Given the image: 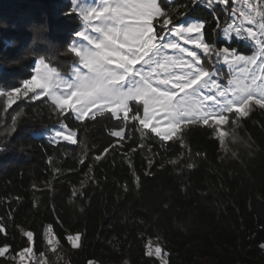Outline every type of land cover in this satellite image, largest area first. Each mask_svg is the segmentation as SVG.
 Returning <instances> with one entry per match:
<instances>
[{
    "label": "trees",
    "instance_id": "obj_1",
    "mask_svg": "<svg viewBox=\"0 0 264 264\" xmlns=\"http://www.w3.org/2000/svg\"><path fill=\"white\" fill-rule=\"evenodd\" d=\"M204 2L169 1L174 22H205V42L252 55L249 41L224 38L228 14L217 10L228 5ZM73 9L70 0H0V92L20 89L40 58L70 73L79 58L69 47L82 28ZM31 96L10 105L0 97V247L9 248L0 264H16L27 247L47 252L49 225L68 264H162L148 255L151 239L167 264H264V109L253 105L223 144L206 125L182 126L181 147L149 129L142 139L135 121L125 129L131 139L118 143L111 113L77 120ZM61 124L76 133L75 144L48 138ZM24 231L33 232L30 244ZM69 234H80L79 247Z\"/></svg>",
    "mask_w": 264,
    "mask_h": 264
},
{
    "label": "snow or ice",
    "instance_id": "obj_2",
    "mask_svg": "<svg viewBox=\"0 0 264 264\" xmlns=\"http://www.w3.org/2000/svg\"><path fill=\"white\" fill-rule=\"evenodd\" d=\"M202 2L204 0H191L192 5ZM76 3L77 0H73V4ZM206 3L209 8L214 3L228 5L217 10L219 15L228 14L223 33L226 37L234 33L241 40L249 41L256 49L252 55L238 54L231 44L217 49L211 40L205 42V22L187 17L176 24L177 13L170 8L169 0H104L101 10L81 11L86 24L79 37L86 43L74 41L70 46V51L79 57V65L73 61L75 66L70 78L64 79L40 58L35 76L24 81L23 95L32 92L34 95L29 97L30 100L46 96L51 102L49 106L55 105L61 111L70 105L77 120L85 117L94 120L97 115L111 113L110 120L120 121L113 125L118 130L110 132L111 136L119 138L118 143L125 141L126 136L131 139L125 129L135 121L139 127H132L140 131L142 139L147 135L144 130L151 125V131L161 141L175 138L181 147H186L179 130L189 124H203L217 133L223 144L222 138L235 133L253 105L264 109V0L260 4L243 0L244 7L240 8L230 4V0H206ZM166 8L169 10L165 11ZM179 15L186 16V11ZM160 17L163 21H158L157 31L153 21ZM93 20L100 23L95 24ZM217 28H220L219 20ZM89 30L98 35H90ZM188 44L202 50L206 60L202 61L195 50L184 46ZM221 62L229 69L226 85L216 67ZM20 93L21 89L17 88L16 92H0V97L6 95L10 105ZM233 113L234 117L231 116ZM230 118L231 133L227 129L221 130L229 124ZM165 121L168 128L162 130L160 124ZM61 127L67 134L57 131L56 137L62 136L75 144L76 133L67 130L63 124ZM95 159L100 160L101 156ZM168 163L175 165L177 160ZM151 164L149 160V167ZM192 166L188 164L189 168ZM133 176L139 182L135 171ZM3 231L4 227L0 225V232ZM47 231H53L51 225ZM23 234L30 244L33 232L24 231ZM66 239L73 248L79 247L80 234H69ZM48 243L51 245L52 240ZM260 246L264 248V244ZM149 247V256H159V246L154 252L151 245ZM31 251V247H27L20 256ZM8 252L7 245L0 247V257Z\"/></svg>",
    "mask_w": 264,
    "mask_h": 264
},
{
    "label": "rangeland",
    "instance_id": "obj_3",
    "mask_svg": "<svg viewBox=\"0 0 264 264\" xmlns=\"http://www.w3.org/2000/svg\"><path fill=\"white\" fill-rule=\"evenodd\" d=\"M65 1H68V0H65ZM71 2H72V5H73V8H75V11L79 14V16L81 17V19H82V28H81V30L79 31V32H81V31H84V29H85V24H86V22L84 21V19H83V16L81 15V11L82 10H87V9H90V8H96V9H98V10H101V6H102V4H103V2H104V0H77V3L76 4H73V0H70ZM169 1H173V0H169ZM233 1V4L237 7V8H240V7H244V3H243V0H240V2L239 3H237V0H232ZM158 2H159V0H158ZM253 2L254 3H256V4H260L261 2H262V0H253ZM205 3V2H204ZM224 6H227V5H224ZM93 23H95V24H99L100 22L99 21H95V20H93ZM172 25H169V27H171ZM153 27H154V29H155V24H154V21H153ZM89 34L90 35H98V34H96V33H91V31L89 30ZM235 36V34L233 33V34H230L229 36H225L224 35V38L227 40V41H230L231 39H232V37H234ZM235 37H237V36H235ZM205 38V37H204ZM239 38V37H238ZM173 39H175V38H173ZM79 42V43H86V41H82L81 40V38L79 37V33H78V35L75 37V39L71 42V43H73V42ZM11 44V43H10ZM72 45V44H71ZM70 45V46H71ZM185 47H187V48H189L190 50H195L196 52H197V54L201 57V59H202V61H204V60H206V57L204 56V53L202 52V50H200V49H195L194 48V46L193 45H191V44H188V45H184ZM70 48V47H69ZM255 48V47H254ZM256 50V49H255ZM169 53L171 52V50H167ZM73 54H75L74 52H73ZM79 58V57H78ZM215 58L213 57V60H214ZM37 60L33 63V70H32V72H33V74H32V76L29 78V79H32V77L33 76H35V74H36V64H37ZM46 62V61H45ZM47 63V62H46ZM49 65V64H48ZM77 65H79V62L77 63ZM138 67V66H137ZM216 67L220 70V73H221V75H223V77H224V79L225 80H228L230 77H229V69H228V67H227V65H224L223 64V62H221L219 65H216ZM49 68H51V69H54L55 71H57L55 68H53V67H51L50 65H49ZM73 69V68H72ZM72 69H71V71H70V73H68V75H63V74H61V76L64 78V79H69L70 78V76H71V72H72ZM209 70H211V67L209 66ZM161 71V74H163V70L161 69L160 70ZM58 72V71H57ZM224 72H227L228 74H224ZM233 75H235V73H233ZM28 80V79H27ZM223 84H224V82H222ZM20 89H21V93L19 94V95H21V94H23V91H24V82H23V84H22V86L20 87ZM37 91H41L40 89H37ZM12 92H16V90H14V91H12ZM28 94H31V95H34L32 92H28ZM43 96H41V98H42ZM17 99V97L14 99V100H16ZM14 102V101H13ZM12 102V103H13ZM71 103V102H70ZM131 103V102H130ZM64 110H67V111H70V112H72V114L75 116V114L73 113V111L71 110V107H70V105L69 106H66V108L64 109ZM89 115H91V114H89ZM231 116L232 117H234L235 116V113H233V114H231ZM86 118V117H85ZM84 119V118H83ZM153 123H155V121L153 122ZM62 125V124H61ZM61 125H59V127L58 128H55V129H53L52 130V132H51V135L50 134H48V133H46V135L48 136V138H50V139H52V141H67V140H64L63 139V137L61 136V137H56V132L57 131H60V132H63L64 133V135H66L67 134V132H66V130H65V128H62L61 127ZM64 125V124H63ZM65 126V125H64ZM66 127V126H65ZM231 118L229 119V124L228 125H226V126H224L221 130H225V129H227L230 133H231ZM160 128L162 129V130H167V128H168V124H167V122L165 121V122H161V124H160ZM66 129L67 130H69L67 127H66ZM149 130H151V125H150V127H149ZM153 134H154V132H153ZM228 135H226L225 137H223L222 139H223V142H224V140L226 139V137H227ZM74 139L76 140V136L74 137ZM68 142V141H67ZM46 238H47V243H48V241L51 239L52 240V244L50 245L49 243H48V250H47V252H45V253H42V254H36L35 253V251L32 249V251L31 252H28V253H25L24 254V256L23 257H21L20 256V254H19V256H18V258H17V262H16V264H68L67 263V260H66V258H65V256L61 253V250L59 249V243H58V241H57V239H56V237H55V235L52 233V232H47V234H46ZM151 245V250L154 252L155 251V248L157 247V246H159L160 248H161V253L159 254V256H157V255H155V256H157L158 258H160L159 260H161V263L162 264H167V259L164 257V255H163V251H162V247H161V244L159 243V241H157V240H155V239H151V240H149V242H148V252H149V250H150V246ZM21 253V252H20ZM91 264H97V263H93V262H91Z\"/></svg>",
    "mask_w": 264,
    "mask_h": 264
}]
</instances>
